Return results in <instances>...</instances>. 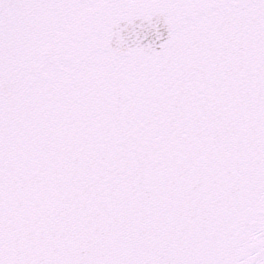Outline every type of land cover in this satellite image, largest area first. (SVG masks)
<instances>
[{
    "label": "snow or ice",
    "instance_id": "obj_1",
    "mask_svg": "<svg viewBox=\"0 0 264 264\" xmlns=\"http://www.w3.org/2000/svg\"><path fill=\"white\" fill-rule=\"evenodd\" d=\"M0 264H264V0H0Z\"/></svg>",
    "mask_w": 264,
    "mask_h": 264
}]
</instances>
